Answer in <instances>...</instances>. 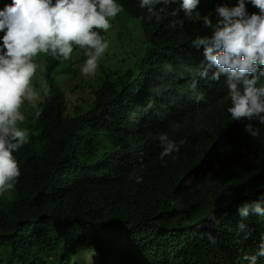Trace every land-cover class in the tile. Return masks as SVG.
Wrapping results in <instances>:
<instances>
[{"label": "trees", "instance_id": "trees-1", "mask_svg": "<svg viewBox=\"0 0 264 264\" xmlns=\"http://www.w3.org/2000/svg\"><path fill=\"white\" fill-rule=\"evenodd\" d=\"M213 3L200 0L190 15L159 4L157 18L122 2L133 18L124 59L86 76L76 47L66 85L53 67L43 74L42 114L27 101L21 109L29 142L13 152L20 176L0 195V264H264V215L239 212L264 207V145L201 114L205 103L231 104L223 75L199 76L203 47L192 43L212 34L204 17L220 19ZM69 84L89 97L67 102ZM196 119L212 129L194 131ZM165 133L190 153L162 161Z\"/></svg>", "mask_w": 264, "mask_h": 264}, {"label": "clouds", "instance_id": "clouds-1", "mask_svg": "<svg viewBox=\"0 0 264 264\" xmlns=\"http://www.w3.org/2000/svg\"><path fill=\"white\" fill-rule=\"evenodd\" d=\"M213 1L209 11L218 12L220 19L213 23L204 17L212 34L198 36L192 43L195 48L203 47L199 76L209 78L210 74L211 80L218 81L223 75L231 104L223 110L205 103L203 120L219 126L222 133L225 123L236 125L250 141L264 145V0ZM6 2L11 4L0 8V195L11 190L20 176L13 152L29 142V129L20 126L26 119L21 109L27 101L35 117L42 114L36 87L47 92L42 76L50 67L56 74V70L66 72L75 66L74 48L78 47L86 57L81 73L94 75L109 46L129 38L123 29L129 22L132 26L133 18L122 12V2L132 9L146 8L151 16L157 15V5L173 3L180 6L178 11L190 15L200 0H0V6ZM117 33L119 38L112 36ZM192 87H196L195 81ZM202 122L196 119L194 131L212 129L203 128ZM159 142L162 161L172 154L190 153L183 140L166 133L159 136ZM250 209L264 215L258 202L245 204L240 215L247 217ZM259 255H264V242ZM250 260L255 264L256 256Z\"/></svg>", "mask_w": 264, "mask_h": 264}, {"label": "rangeland", "instance_id": "rangeland-1", "mask_svg": "<svg viewBox=\"0 0 264 264\" xmlns=\"http://www.w3.org/2000/svg\"><path fill=\"white\" fill-rule=\"evenodd\" d=\"M124 52H125L124 40H123V43H121L120 41H117L114 45L109 46L107 52L104 54V56L99 61L101 63L105 60H108L109 62H111L112 60L121 61L122 59H124L126 57ZM77 65H78V63L76 62V66ZM68 77H69V74L67 72H58L54 75V81L57 84L61 83L62 86H64V85H66L65 81L68 79ZM38 84H39V82H38ZM72 85H73V83H72ZM70 86H71V84H69L65 87V94L68 98L67 102L74 103V101L77 102L79 100V98H81V97L82 98H88L89 97L88 95H85V93L80 94L77 92L70 91V89H69ZM40 96H41V94H40ZM72 103H70V105H72ZM25 122L26 121H24L23 123H25Z\"/></svg>", "mask_w": 264, "mask_h": 264}]
</instances>
